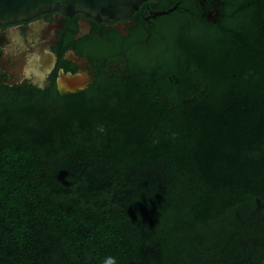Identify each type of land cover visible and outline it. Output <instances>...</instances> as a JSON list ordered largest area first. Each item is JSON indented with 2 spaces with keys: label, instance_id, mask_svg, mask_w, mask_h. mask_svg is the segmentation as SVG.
Instances as JSON below:
<instances>
[{
  "label": "trees",
  "instance_id": "1",
  "mask_svg": "<svg viewBox=\"0 0 264 264\" xmlns=\"http://www.w3.org/2000/svg\"><path fill=\"white\" fill-rule=\"evenodd\" d=\"M244 26L195 70L175 29L112 97L0 95V264H264V10Z\"/></svg>",
  "mask_w": 264,
  "mask_h": 264
},
{
  "label": "flooded vegetation",
  "instance_id": "2",
  "mask_svg": "<svg viewBox=\"0 0 264 264\" xmlns=\"http://www.w3.org/2000/svg\"><path fill=\"white\" fill-rule=\"evenodd\" d=\"M256 8L264 10V0H147L114 21L49 11L0 24V95L63 100L102 90L112 97L139 70L173 64L179 27L184 65L199 69L202 56L224 45L225 35L237 36Z\"/></svg>",
  "mask_w": 264,
  "mask_h": 264
},
{
  "label": "water",
  "instance_id": "3",
  "mask_svg": "<svg viewBox=\"0 0 264 264\" xmlns=\"http://www.w3.org/2000/svg\"><path fill=\"white\" fill-rule=\"evenodd\" d=\"M147 0H0V24L29 19L41 13L76 12L98 21H114L130 17Z\"/></svg>",
  "mask_w": 264,
  "mask_h": 264
},
{
  "label": "clouds",
  "instance_id": "4",
  "mask_svg": "<svg viewBox=\"0 0 264 264\" xmlns=\"http://www.w3.org/2000/svg\"><path fill=\"white\" fill-rule=\"evenodd\" d=\"M103 264H118L117 258L113 255L106 256L103 259Z\"/></svg>",
  "mask_w": 264,
  "mask_h": 264
}]
</instances>
